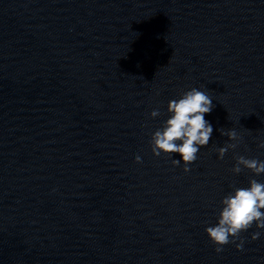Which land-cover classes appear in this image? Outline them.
I'll list each match as a JSON object with an SVG mask.
<instances>
[{"label": "clouds", "instance_id": "9594fccd", "mask_svg": "<svg viewBox=\"0 0 264 264\" xmlns=\"http://www.w3.org/2000/svg\"><path fill=\"white\" fill-rule=\"evenodd\" d=\"M212 97L205 91L192 88L181 93L179 98L172 99L167 104L168 118L157 128L150 139V147L154 156L161 154L169 158L173 154H179L180 159H172L173 166H179L183 162V171L188 173L197 158L200 148L207 146L211 138L213 127L205 119V114L210 113L215 105ZM159 109H153L152 118L160 116ZM222 136L226 135L232 143H226L216 149L218 158L223 159L231 149L235 150L242 137L233 129L224 131L219 129ZM264 149V140L257 145ZM236 163L231 169L233 174H240L247 169L255 175L264 173V161L256 158H246L243 155L234 157ZM136 162L141 163V157L136 156ZM233 191L225 195L221 200V209L214 226L205 228L210 242L215 246V251L220 253L224 246L235 244L238 251H243L244 240L241 233L250 228L264 229V183L256 179H249L248 187H235ZM260 231L252 233L251 239L257 240L261 236ZM239 240V243L236 241Z\"/></svg>", "mask_w": 264, "mask_h": 264}]
</instances>
